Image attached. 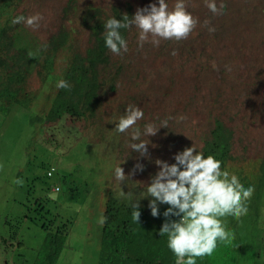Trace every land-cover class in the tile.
<instances>
[{
  "label": "rangeland",
  "instance_id": "obj_1",
  "mask_svg": "<svg viewBox=\"0 0 264 264\" xmlns=\"http://www.w3.org/2000/svg\"><path fill=\"white\" fill-rule=\"evenodd\" d=\"M91 1L73 0L82 5ZM114 1L99 0L103 5ZM167 2L171 10L176 0ZM215 2L218 8L225 5L222 13L213 14L206 7L205 0H185L187 11L198 21L189 39H161L155 46L150 37L141 47L139 29L137 33L131 31L127 35L128 51L113 55L118 71L112 66L106 75L115 76L114 90L108 98L99 101L101 106L96 115L86 118L60 115L43 122L41 143L38 136L31 137L29 150L25 149L30 131L22 132L21 121L5 118L0 112V264L40 262L46 233L39 225L47 223L50 229L55 230L67 220L71 221L66 242L69 248L61 252L55 264H97L102 239L99 229L101 232L103 227L99 219L110 202L109 191L121 199L138 197L146 214L152 217L146 184L159 170L155 161L175 163L174 155L190 147L203 154L204 141L209 142L207 138L216 120L230 141L229 157L223 167L232 169L230 176L240 172L250 179L252 184L240 183L245 188L253 187L254 193L246 202V215L239 219L233 216L221 218L226 231L233 236L231 243L218 241L213 254L196 258V264H264V243L261 247L263 255L258 254L257 257L253 251L254 240L264 242V178L263 172H259L264 161V57L260 56L261 53L254 55L252 48L264 33V0ZM129 3L135 12L152 3L159 6L158 0H129ZM19 11L25 17L36 14L43 17L35 29L24 23L14 26V45L26 48L28 54H35L34 57L29 56L30 74L34 77L35 67L42 59L41 47L57 33L56 23L64 20L62 6L52 0H24ZM17 14L18 9L12 17ZM72 14L77 18L80 12ZM233 27L232 34L242 36H239V43H234L233 35L227 38L232 31L229 28ZM210 28L214 31H209ZM76 44L83 48L85 41L79 38ZM258 52L255 49V53ZM246 55H250L248 65L238 71V64L243 65ZM224 56L229 60V57H235L234 61L231 60L232 66L228 61L223 72H218L217 82L211 81L217 74L214 69L222 66L220 61ZM226 69L232 70L230 75H226ZM237 71L244 72L245 76L240 85L233 83ZM52 89L47 83L41 91ZM39 96L40 92L35 104ZM129 104L143 111V119L127 132L119 133L116 123ZM165 120L167 127H161ZM147 124L159 129L156 138L144 134ZM134 128L141 130L140 140L148 144V157H141L131 149L132 143L140 142L132 140ZM231 135H235L234 138ZM91 139L97 140L96 146L92 147L103 157L82 169H71L72 166L68 165L76 163L83 152H87L85 145ZM50 161L53 166L59 164L63 170L71 172L66 181L62 179L60 170L52 178L46 177ZM137 162L144 166V170L131 174ZM117 166H121L129 176L122 183L115 178ZM235 176L238 178L237 174ZM17 180L23 183L18 184ZM51 183H59L61 191L47 188ZM71 184H75L84 195L80 204L63 200ZM35 200L44 204V212L32 210L36 208ZM28 208H31V219L25 217L29 213Z\"/></svg>",
  "mask_w": 264,
  "mask_h": 264
},
{
  "label": "clouds",
  "instance_id": "obj_2",
  "mask_svg": "<svg viewBox=\"0 0 264 264\" xmlns=\"http://www.w3.org/2000/svg\"><path fill=\"white\" fill-rule=\"evenodd\" d=\"M10 0H0V26L4 21H9L12 18V14L18 9L24 0L13 7L9 11ZM57 1L62 6V13L64 16V25L68 30H71L76 35V39L83 38L85 41L84 46L88 44V30L82 25L85 22L90 26L91 29L104 30V42L105 46L111 51V66L106 70L102 71L101 83H98L96 101L108 98L110 93L114 90L115 76L107 74L110 68L113 66L118 71V65L113 55H120L123 52L128 51L127 35L131 31L138 32L139 29V43L143 46L144 42L149 41L151 37V43L158 46L160 40H172L176 41L189 39L190 34L194 31L198 21L192 16L190 12L186 9L185 0H176L173 8L170 10L166 0H158V5L156 3L150 4L148 7L138 8L135 12L134 8L128 0H115L114 2L103 5L99 0H92L86 4H80L73 2V0H52ZM6 3V5H5ZM206 7L213 14H220L225 7L221 4L217 7L215 0H205ZM80 12V15L75 18L73 12ZM116 12L122 15L123 20H118ZM43 17L40 14L25 17L19 15L15 17L12 23L20 24L24 23L28 27L38 28L39 22ZM205 21V25H207ZM124 28L123 34L126 35L124 39L120 33V29ZM209 31H214L210 28ZM234 28L228 35V39L233 35V41L239 43L241 39L234 33ZM55 36V35H54ZM51 38V36H50ZM49 38V39H50ZM49 39L47 43L49 42ZM46 43V44H47ZM44 44V45H46ZM42 46L41 48L48 47ZM16 47V46H15ZM17 48V47H16ZM253 54H260L264 57V33L261 35V40L252 46ZM19 50H26V48H18ZM80 48V50H83ZM255 49L259 52L255 53ZM28 54V51H27ZM173 55L176 53L173 52ZM35 54L29 53V66L30 57H34ZM30 56V57H29ZM253 56V57H260ZM232 61L235 57H229ZM249 55H246V61L242 62L243 65L238 64L239 69L242 66L246 67L248 65ZM225 57L220 61L222 65L220 68L217 66L213 72H217L216 76L211 80L217 82L218 72H223L227 67L228 61L232 66V61ZM115 62V64H114ZM42 59L38 65L35 67L36 76H32L29 72L26 79V85L29 87L31 93V101L29 107L27 105H17L11 108L6 113H2L4 117L12 120H19L22 123V132L30 131L31 136L27 140V147L25 150L30 149L31 137L38 136V142L41 143V132L40 128L45 121H52L58 118L60 115H69L62 113L61 111L54 114L52 117L48 116V111L54 106L56 102H62L61 92L68 89L73 85L71 81H65L63 79V69L65 68L64 62L55 61L51 64H47L42 70L41 76L37 77V70L42 68ZM237 64V63H236ZM2 65H0L1 68ZM31 67H29L30 71ZM233 77V83L236 85L242 84L244 81L243 72H238ZM232 70L226 69V75H230ZM221 78L218 79V81ZM47 83L52 86L50 91H41L47 86ZM40 92L38 98V103L35 104V100ZM35 104V105H34ZM98 106H93L92 112L86 111L81 117H91L96 115ZM17 113V117L15 116ZM119 118L118 123H116V131L119 133H125L128 129L133 128L137 124V121L143 119V111L135 105L129 104L126 107V111ZM73 117V116H71ZM183 119V117H181ZM167 120L162 123L161 127H167ZM218 126H220V132L225 136V141L227 143V155L223 159L215 158L212 155H207V150L213 144L215 137V131ZM160 127V128H161ZM159 129H157L152 124L145 125L144 134L147 136H155ZM141 130L139 128H134L132 132V140L140 141L138 143H132L131 149L139 153L141 157H148L147 143L140 140ZM209 142L204 141L203 154L195 150V148H185L174 155L175 163H168L163 160H156L155 163L158 166V171L154 176L150 177V183L146 184V191L148 196L151 198L149 200V208L151 209V216L146 214L145 207L141 206L138 197L123 199L115 197L110 191V202L106 205L103 216L100 217L99 223L103 226L101 227L102 239L100 240V245L97 253V264H101V251L103 250V229L106 222L105 213L109 205H123L127 208H132V221L125 225L121 230L117 232V236L125 237L124 232H129L131 235L133 232L138 231V226L145 227V233L150 234L152 241L158 239L159 235L167 236V246L173 252V257L175 259V264H196V258L210 256L213 254L217 248V243H231L233 236L230 232L226 231L225 226L222 222L223 217L233 216L239 219L241 216L246 215L248 208L246 202L251 198L254 193V188L249 186L245 188L240 182L243 181L245 185L252 184L251 180L242 176L240 172L236 173L238 175H231V168H224L223 165L229 157L230 141L228 135L223 130L222 125L216 121L214 128L210 131L209 137L207 138ZM85 147L87 152H83L79 160L76 163L70 162L68 166H72L71 169L78 170L88 163L96 162L101 159L99 151L95 150L96 141L91 139ZM113 152H109L107 157H110ZM118 157V156H117ZM50 166L46 171V177L52 178L54 174L58 173L60 170L63 173V180H67V177L71 172L63 170L59 164L53 166L51 161ZM64 166V165H63ZM65 169H68L65 167ZM144 166L137 162L134 165L133 173L136 171H143ZM263 172L264 178V161L259 167V172ZM250 176V175H249ZM126 176L124 170L121 166L115 168V178L121 183L124 182ZM18 184H22V180L16 181ZM51 188L54 192L61 191L59 183H51L47 185V188ZM122 194H124L122 192ZM83 193L79 192L75 184H71L67 189V194L64 197V201L69 202H82ZM36 208L33 207L32 210L39 212L45 211L44 204L35 200L34 203ZM166 205L169 207L165 210ZM165 210V211H164ZM31 208L27 209V214H25L26 219L30 218ZM33 217V216H32ZM171 217H179V219H170ZM166 218V219H165ZM71 221H65L60 223L55 230L49 228L47 223H42L39 226L46 233V240L53 237L55 243V251H57V257L55 261L57 263L61 252L68 249L69 246L66 244L69 235V223ZM65 235L64 239L60 235ZM51 235V236H50ZM264 238V234H263ZM45 243L43 247L45 248ZM58 246V247H56ZM107 251V248L106 250ZM42 253L40 262L34 261L30 264H42L44 255L43 248L40 251ZM4 264H7L6 262ZM15 264V263H12ZM200 264V263H198Z\"/></svg>",
  "mask_w": 264,
  "mask_h": 264
},
{
  "label": "trees",
  "instance_id": "obj_3",
  "mask_svg": "<svg viewBox=\"0 0 264 264\" xmlns=\"http://www.w3.org/2000/svg\"><path fill=\"white\" fill-rule=\"evenodd\" d=\"M18 2L20 0H15V2L10 0L7 11L18 4ZM19 15H23V12L17 14V16ZM116 16L118 20H123L122 15L118 12H116ZM14 18L12 17L10 22ZM10 22L4 21L0 26V65H2L0 68V92L2 91L0 95L3 96V98L0 97L2 101L0 102L1 113H6L7 108L9 111L13 104H15L14 106L21 104L28 106L31 101V93L29 91H32L26 85V79L30 72L28 54L26 50H19L15 47L13 37L16 24L14 25ZM82 25L88 30V44L84 46L83 50H80L77 44L75 45L76 35L66 28L64 22L60 23L59 26L57 24L58 31L55 36H51L49 39L46 44L48 47L41 48L42 68L37 70L38 79L47 64L62 61L65 65L63 79L73 83L72 86L60 93L63 101L54 104L48 111L49 117L60 111L73 117H80L86 111L90 110L92 112L93 108H95L93 106L99 105V102L96 101L98 99V83H101L102 71L111 66V51L105 46L104 30H93L85 22ZM123 31L124 28L120 29V33L125 39L126 35L123 34ZM213 62H215L214 59ZM16 98L17 102L15 101ZM13 101L15 102L13 103ZM6 104L7 106L4 107ZM214 134L217 140L215 139L214 144L208 148L207 155L210 154L215 158L223 159L227 155V143L224 141L225 136L220 132V126ZM216 135H220L219 138ZM221 139L225 143H223L224 146ZM216 143L217 145H215ZM218 143H221L219 147ZM168 207L166 205L165 210ZM132 211V208H127L123 205L112 204L107 207L105 213L106 222L103 229L104 241L103 250L101 251V264H175L173 252L167 246V238L163 237L162 239V235H159L155 241L149 240L148 238L151 235L144 232L145 227H141L142 230L138 226V232H142L141 234L136 231L129 235V232L125 231V237L117 236V232L129 224V221L133 220ZM170 219L178 220L179 217H171ZM60 237L64 239L65 235L62 234ZM253 242L254 254L257 253V257L263 255L261 247L264 242H258V240ZM106 248L107 251H105ZM132 253L133 255H131ZM56 254L54 238L50 237L45 243V248L43 247L44 259L42 264H54L55 257H57Z\"/></svg>",
  "mask_w": 264,
  "mask_h": 264
},
{
  "label": "bare ground",
  "instance_id": "obj_4",
  "mask_svg": "<svg viewBox=\"0 0 264 264\" xmlns=\"http://www.w3.org/2000/svg\"><path fill=\"white\" fill-rule=\"evenodd\" d=\"M128 1H129V0H128ZM171 1H172V0H171ZM12 2H13V1H12ZM12 2H11V3H12ZM14 2H15V0H14ZM44 2H45V1H44ZM44 2H43V3H44ZM169 2H170V1H169ZM18 3H19V2H18ZM32 3H33V2H32ZM39 3H40V2H39ZM49 3H50V2H48V4H49ZM26 4H28V3L26 2ZM167 4H168V2H167ZM21 5H22V4H21ZM30 5H31V4H30ZM33 5H34V4H33ZM37 5L39 6V4H37ZM46 5H47V4H46ZM46 5H44V6H46ZM231 5H233V3H231ZM237 5H238V4H237ZM40 7H41V6H40ZM233 7L235 8V6H233ZM36 8H38V7L36 6ZM51 8H52V7H51ZM232 9H233V8H232ZM37 10H39V9H37ZM233 10H234V9H233ZM236 10H237V9H236ZM39 11H40V10H39ZM57 11H58V10H57ZM40 12H41V11H40ZM60 12H61V11H60ZM57 13H58V12H57ZM231 13H233V12H231ZM236 13H237V12H236ZM239 15H240V14H239ZM234 16H235V15H234ZM240 17H241V16H240ZM57 18H58V17H57ZM238 18H239V17H238ZM238 18H237V19H238ZM51 19H52V18H51ZM54 19H55V18H54ZM226 19H227V18H226ZM233 19H234V17H233ZM60 20H61V17H60ZM224 20H225V19H224ZM229 20H230V19H229ZM52 21H53V20H52ZM237 21H238V20H237ZM232 22H233V20H232ZM50 23H51V21H50ZM224 23H226V22H224ZM229 23H230V22H229ZM240 23H241V22H240ZM56 24H58V23H56ZM50 26H52V25H50ZM58 26H59V24H58ZM242 26H243V24H242ZM242 26H241V27H242ZM226 27H228V26H226ZM229 27H230V26H229ZM234 27H235V26H234ZM234 27H233V28H234ZM238 27H239V26H238ZM238 27H237V28H238ZM48 28H49V27H48ZM53 28H54V27H53ZM229 29L232 30V28H229ZM238 29H239V28H238ZM54 30H56V29H54ZM242 31H243V30H242ZM50 32H51V31H50ZM50 32H49V34H50ZM66 32H67V31H66ZM90 32H91V31H90ZM226 32H227V31H226ZM241 33H242V32H241ZM53 34H54V33H53ZM242 34H243V33H242ZM223 35H224V34H223ZM245 35H246V34H245ZM128 36H129V34H128ZM239 36H240V35H239ZM203 37H204V36H203ZM240 37H242V36H240ZM243 38H244V37H243ZM247 38H249V37H247ZM244 39H245V38H244ZM234 43H235V42H234ZM245 43H246V42H245ZM225 44H226V42H225ZM227 45H228V44H227ZM227 45H226V46H227ZM236 45H237V44H236ZM236 45H235V46H236ZM237 46H238V45H237ZM243 46H244V45H243ZM245 47H246V46H245ZM221 48H222V47H221ZM239 48H240V47H239ZM107 49H108V48H107ZM227 49H228V48H227ZM237 49H238V48H237ZM237 49H235V50H237ZM241 50H242V49H241ZM238 51H240V50H238ZM243 52H244V51H243ZM226 55H227V54H226ZM232 55H233V54H232ZM6 58H7V57H6ZM249 58H250V55H249ZM257 58H258V57H257ZM0 59H1V58H0ZM251 59H252V58H251ZM248 62H249V59H248ZM256 62H257V61H256ZM237 63H238V62H237ZM230 65H231V64H230ZM249 65H250V64H249ZM261 66H262V65H261ZM243 68H244V67H243ZM250 68H251V67H250ZM242 70H243V69H242ZM244 70H245V69H244ZM245 71H248V70L246 69ZM236 73H237V72H236ZM243 73H244V72H243ZM0 80H1V79H0ZM1 92H2V91H1ZM1 92H0V93H1ZM4 93H5V92H4ZM3 95H5V94H3ZM8 96H9V95H8ZM0 97L3 98V96H1V95H0ZM4 97H5V96H4ZM6 97H7V96H6ZM3 100L5 101V99H3ZM11 101H12V100H11ZM15 101L17 102V98H16ZM15 101H13V103H14ZM0 102H2V101L0 100ZM18 102H19V100H18ZM7 103H8V101H7ZM17 104H18V103H17ZM19 104H20V103H19ZM1 105H2V104H1ZM14 105H15V104H13V106H11V107L13 108ZM21 105H23V104H21ZM241 105H242V104H241ZM3 106H4V105H3ZM6 106H7V104H6L4 107H6ZM28 106H29V105H28ZM1 107H2V106H1ZM11 107H10L9 109H11ZM7 111H8V108H7ZM1 112H2V111H1ZM230 119H231V118H230ZM232 120H233V119H232ZM216 121H217V120H216ZM47 123H48V122H47ZM43 124H44V123H43ZM43 124H42V125H43ZM43 126H44V125H43ZM53 126H54V125H53ZM46 127H47V126H46ZM218 127H219V126H218ZM53 128H54V127H53ZM220 128H221V127H220ZM49 129H50V128H49ZM49 129H48V130H49ZM52 130H53V129H52ZM227 131H228V130H227ZM1 132H4V131H1ZM53 132H54V130H53ZM230 132H232V131H230ZM225 133H226V132H225ZM2 134H3V133H2ZM2 134H1V135H2ZM47 134H49V133H47ZM171 134H172V133H171ZM54 135H55V134H54ZM221 135H222V134H221ZM216 136H217V135H216ZM219 136H220V135H219ZM219 136H217V137L219 138ZM231 136H232V135H231ZM233 136H235V135H233ZM233 136H232L231 138H234ZM0 137H1V136H0ZM56 137H57V136H56ZM153 137H154V136H153ZM153 137H152V138H153ZM149 138H150V137H149ZM154 138H156V136H155ZM222 138H223V137H222ZM54 139H55V138H54ZM59 139H60V137H59ZM150 139H151V138H150ZM157 139H158V138H157ZM158 140H160V139H158ZM216 140H217V138H216ZM221 140H222V139H221ZM230 140H231V139H230ZM149 141H150V140H149ZM222 141H223V140H222ZM224 141H225V139H224ZM224 141L222 142V145H223V146H224V144H225ZM150 142H151V141H150ZM216 142H217V141H216ZM220 142H221V141H220ZM54 143H55V142H54ZM153 143H156V142H153ZM223 143H224V144H223ZM156 144H157V143H156ZM213 144H214V142H213ZM213 144H211V145H213ZM220 144H221V143H220ZM220 144L218 143V147H219ZM215 145H217V143H216ZM71 146H72V145H71ZM71 146H70V147H71ZM153 146H154V145H153ZM56 148H57V147H56ZM155 148H156V147H155ZM173 148H175V147L173 146ZM203 148H204V147H203ZM224 148H225V147H224ZM210 149H211V148H210ZM73 150H74V149H73ZM150 150H151V149H150ZM156 150H157V149H156ZM152 151H153V150H152ZM200 151H201V150H200ZM155 152H156V151H155ZM220 152H221V151H220ZM148 153H149V151H148ZM218 153H219V152H218ZM149 154H150V153H149ZM153 154H154V153H153ZM225 154H226V153H225ZM208 155H210V154H208ZM151 156H152V155H151ZM159 156H160V155H159ZM223 157H224V156H223ZM218 159H219V158H218ZM221 159H222V158H221ZM236 159H237V158H236ZM169 162H170V161H169ZM223 166H224V165H223ZM143 183H144V182H143ZM143 227H144V226H143ZM139 228H141V227H139ZM139 228H138V231H139ZM141 229H142V228H141ZM142 230H143V229H142ZM138 231H137V232H138ZM140 231H141V230H140ZM144 232H145V231H144ZM138 233H140V232H138ZM141 233H142V232H141ZM141 233H140V234H141ZM144 234H145V233H144ZM149 237H150V238H148V237H147V238H148L149 240H152V237H151V236H149ZM163 237L167 238L166 236H162V239H163ZM164 241H165V240H164ZM171 252H172V251H171ZM133 253H134V251H133ZM133 253H132L131 255H133ZM135 253H136V252H135ZM135 257H136V256H135ZM136 258H137V257H136ZM131 260H133V259H131ZM126 262H127V261H126ZM129 262H130V260H129ZM127 263H128V262H127ZM130 264H132V263H130ZM133 264H134V263H133Z\"/></svg>",
  "mask_w": 264,
  "mask_h": 264
}]
</instances>
